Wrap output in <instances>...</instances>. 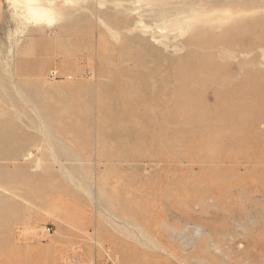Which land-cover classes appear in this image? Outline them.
Instances as JSON below:
<instances>
[{
  "label": "rangeland",
  "instance_id": "1",
  "mask_svg": "<svg viewBox=\"0 0 264 264\" xmlns=\"http://www.w3.org/2000/svg\"><path fill=\"white\" fill-rule=\"evenodd\" d=\"M68 1L0 0V264H264V0Z\"/></svg>",
  "mask_w": 264,
  "mask_h": 264
},
{
  "label": "bare ground",
  "instance_id": "2",
  "mask_svg": "<svg viewBox=\"0 0 264 264\" xmlns=\"http://www.w3.org/2000/svg\"><path fill=\"white\" fill-rule=\"evenodd\" d=\"M64 2L69 3L68 0H12L13 7L20 8L17 13L26 21L37 25L52 24L55 20V15L61 12Z\"/></svg>",
  "mask_w": 264,
  "mask_h": 264
}]
</instances>
